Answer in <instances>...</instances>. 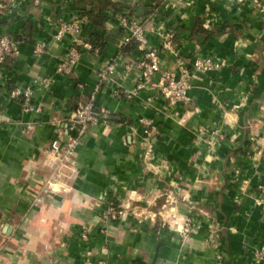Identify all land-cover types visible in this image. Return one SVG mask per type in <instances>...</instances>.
Listing matches in <instances>:
<instances>
[{
	"label": "crops",
	"instance_id": "0c3cea01",
	"mask_svg": "<svg viewBox=\"0 0 264 264\" xmlns=\"http://www.w3.org/2000/svg\"><path fill=\"white\" fill-rule=\"evenodd\" d=\"M1 1L0 35L20 41L21 54L0 78V264H217L219 254L225 264H256L264 247V206L256 204L264 200V19L250 0H108L102 22L88 18L81 34L103 46L84 53L73 77L56 72L71 38L54 44L53 33L102 1ZM127 12L145 24L165 69L179 56L219 63L194 73L192 104L171 107L151 89L128 98L138 80L124 66L141 53L123 47ZM197 19L211 34L204 43L192 38ZM38 42L50 44L41 55ZM112 62L116 73L97 91ZM44 78L50 89L38 83ZM15 86H31L40 110L11 99ZM92 94L110 116L90 127L47 192L56 171L50 144L67 140L68 119ZM145 118L157 127L151 137ZM113 205L129 209L125 219L106 218ZM163 217L193 219L195 234L184 239Z\"/></svg>",
	"mask_w": 264,
	"mask_h": 264
},
{
	"label": "built area",
	"instance_id": "2783aa9c",
	"mask_svg": "<svg viewBox=\"0 0 264 264\" xmlns=\"http://www.w3.org/2000/svg\"><path fill=\"white\" fill-rule=\"evenodd\" d=\"M250 3L253 10L264 19V0H250ZM5 8V4L0 0V15L5 11ZM119 18L121 27L125 31L123 47L125 48L131 44H135L136 49L141 53L140 59L129 58L124 66L125 73L137 74L138 80L136 82V88L128 92V98L135 96L141 89H151L158 92L171 107L192 104L191 91L194 85V73L210 72L216 69L219 63L211 57H197L191 63H188L183 57L179 56L173 70L165 69L161 57V50L150 44L147 36L148 29L145 24L134 16H131L128 12L123 13ZM87 21L88 17L83 13H79L73 16L70 21L58 23L52 36L54 44H60L66 37H70L71 42L69 49L57 66V74L73 77L83 59L84 53L94 49L91 41L84 39L81 35L83 25ZM173 38V33L166 34V46L170 44ZM49 45L47 42H38L34 46V54H43L48 50ZM20 46V41L6 35H0V78L5 72L7 62L20 57ZM116 69V64L112 62L101 71L97 91L113 77L117 71ZM39 81L38 83L46 89H50L53 83L52 78H44ZM2 89L3 87L0 83V93ZM9 96L13 100L22 101L26 112L40 110L39 106H35L33 103L34 94L31 86L11 87ZM95 99V94H92L87 101L77 105L75 112L67 121L69 133L67 134L66 141L60 136L51 142L49 152L56 162V171L53 172L51 178L52 183L48 182V187L59 184L58 182L61 181L62 177V169L68 167L69 164H74L78 149L82 145L83 139L90 127L100 119L109 118L110 113L103 108L99 109L96 106ZM141 124L147 136L151 137L157 132V127L153 120L145 118L141 120ZM31 131L32 128L29 127L27 132ZM198 131L202 139H207V128L201 127ZM152 152L153 150L149 148L146 154L148 161L152 158ZM52 190L54 191V188ZM256 204L258 206H264V200L258 199ZM128 210L127 208H117L113 205L110 207L106 218L123 220L126 218ZM149 219L155 220L152 217H142L141 221H148ZM166 225L164 224V226ZM171 226L183 236L188 237L189 235L195 234L196 226L194 220L189 217L176 219ZM83 237L86 239L87 235L85 234ZM225 259V255L219 254L217 256V264H225ZM254 261L256 264H264V247L255 250Z\"/></svg>",
	"mask_w": 264,
	"mask_h": 264
},
{
	"label": "trees",
	"instance_id": "16d2710c",
	"mask_svg": "<svg viewBox=\"0 0 264 264\" xmlns=\"http://www.w3.org/2000/svg\"><path fill=\"white\" fill-rule=\"evenodd\" d=\"M102 3L100 5V8L98 10H96L95 8L91 9V10H87L86 9V13H84L85 16H87L88 18H90L91 20H94L97 23H101L102 22V15L104 10L106 9V7L108 5H111V3L108 0H101ZM86 4V3H84ZM211 36L210 33H208L207 28L204 26L202 20L197 19L195 21V25L192 29V38H196L197 40L201 41L202 43L206 42L207 39ZM91 43L95 48H101V46H103V44L100 43V41L98 40V38L93 37L91 39ZM132 49L136 48L135 44H131L129 46Z\"/></svg>",
	"mask_w": 264,
	"mask_h": 264
},
{
	"label": "rangeland",
	"instance_id": "374dc122",
	"mask_svg": "<svg viewBox=\"0 0 264 264\" xmlns=\"http://www.w3.org/2000/svg\"><path fill=\"white\" fill-rule=\"evenodd\" d=\"M45 190H47V191H51L52 189H49V187H45ZM139 220V219H138ZM176 219H165L164 217L162 218V222L164 223V224H167L166 225V228H168V229H170V228H172L173 226H171V224H174V221H175ZM140 221V220H139ZM157 221V220H156ZM155 221V222H156ZM175 228V227H174ZM171 230H173V231H175L173 228L171 229ZM180 234V233H179ZM181 236H183V235H181ZM191 235H189V237H190ZM184 237V239H186L187 237L186 236H183Z\"/></svg>",
	"mask_w": 264,
	"mask_h": 264
}]
</instances>
